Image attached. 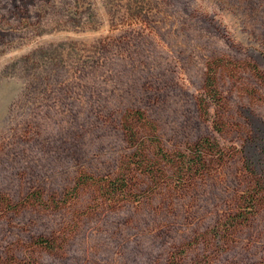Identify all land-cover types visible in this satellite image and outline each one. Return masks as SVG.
<instances>
[{"label":"rangeland","instance_id":"obj_1","mask_svg":"<svg viewBox=\"0 0 264 264\" xmlns=\"http://www.w3.org/2000/svg\"><path fill=\"white\" fill-rule=\"evenodd\" d=\"M215 60L224 133L212 125L215 104L208 118L199 106ZM257 75L264 0H0V198L11 201L0 213V264H264V206L225 224L245 189L246 156L264 172ZM131 110L156 124L169 152L208 138L235 157L190 192L97 204L85 189L65 203L79 174L115 178Z\"/></svg>","mask_w":264,"mask_h":264},{"label":"trees","instance_id":"obj_2","mask_svg":"<svg viewBox=\"0 0 264 264\" xmlns=\"http://www.w3.org/2000/svg\"><path fill=\"white\" fill-rule=\"evenodd\" d=\"M222 60H215L204 75V88L200 97V110L208 118L212 115L209 102L215 104L213 128L224 133L228 126L229 112L219 88L218 71ZM257 71V70H255ZM256 73L259 74V71ZM264 82L263 75H257ZM121 131L127 153L119 164L114 179H97L87 173L79 174L74 186L66 193L64 202H76L85 189L93 190L97 204L153 200L156 194L173 196L195 189L199 180L205 179L217 166L234 158L231 147H222L215 140L203 138L185 152H169L161 144L156 124L141 110L128 111L121 118ZM259 157L246 156L243 176L245 189L237 195V211L225 221L226 229L248 221L264 206V177L258 167ZM174 182V185L172 184ZM150 183V184H147ZM33 202L42 203V194H32ZM63 202V203H64ZM9 199L0 198V213L11 209ZM39 246L55 247L56 239L39 240Z\"/></svg>","mask_w":264,"mask_h":264}]
</instances>
